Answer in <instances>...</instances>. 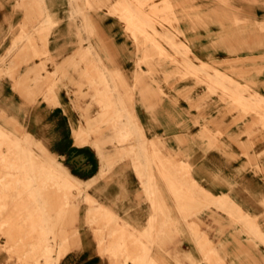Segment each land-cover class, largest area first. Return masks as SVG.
Instances as JSON below:
<instances>
[{
	"label": "crops",
	"instance_id": "crops-1",
	"mask_svg": "<svg viewBox=\"0 0 264 264\" xmlns=\"http://www.w3.org/2000/svg\"><path fill=\"white\" fill-rule=\"evenodd\" d=\"M118 1H104L100 7L88 9L85 0H0V69L3 71L10 60L6 51L25 33L27 24L38 26L42 12L53 21L44 36L43 50L46 49L50 57L45 64L46 71L52 72L53 65L60 66L65 75L54 90L55 102L49 103L37 88L32 96L21 97L12 90L10 76L2 72L1 124L4 125L10 115L16 117L22 125V135L27 133L34 143L44 148V155L58 161L71 176L88 183L84 193L93 199L91 205H101L108 211L98 216V233H95L94 225L85 222L88 205L81 201L76 214L77 236L67 238L65 250L55 264H115V259L107 252L120 237L117 229L120 225L128 231H146L149 220L152 227L157 228L171 218L178 220V229H183V223L175 214L169 191L172 187L177 199L187 194L197 201L199 188H203L212 195L227 193L251 214L262 212L260 198L264 195V185H260V174L248 163L250 154H258V165L264 162V156L260 158V150L264 148L260 130L252 128L257 136L252 137L250 147L247 144L250 139L240 132L242 123L230 124L229 119L218 115L216 108L200 110L190 106L187 98L178 94L188 91L187 97L196 103L201 89L190 90V78L171 88L161 86L166 96L156 102L150 94L151 85L133 83L137 75L136 41L126 30V20L124 22L117 13L130 16V9L134 13L137 10L130 6L129 0H123L122 5L117 4ZM249 2L241 0L240 7L250 18L260 20V0L255 4ZM194 7L193 12L201 11L199 4ZM212 8L215 9L209 6ZM176 11L182 13L177 21L182 33L177 39L189 46L193 55L190 58L202 61L222 58L220 48L205 52L207 47L218 44L215 21H192L184 15L187 11L183 8L177 7ZM132 19L135 24V18ZM86 27L92 29L90 34L84 32ZM32 37L27 43L33 44L34 53L39 52V42L35 35ZM23 44V41L17 42L16 48ZM40 61L41 57H31L18 65L11 76L20 82L22 77H27L28 70L39 68ZM143 68L140 65V69ZM86 69L94 77L91 85L102 77L106 83L103 89L100 86L86 88L87 82L81 77ZM43 74L41 70L40 75ZM78 83L83 84L80 92L86 96H74ZM260 83L264 87V78L258 80V90ZM125 91L128 97L122 101L121 94ZM136 93H144V98H138ZM96 94L101 101L94 100ZM122 105L126 111H121ZM125 112L131 118L130 123ZM86 117L91 119L89 127ZM94 122L95 128L92 127ZM122 125L127 132L122 130ZM78 129L82 131L81 142L75 141L73 133ZM214 130L222 133L213 137ZM154 140H159L160 148L151 147L150 142ZM235 140L246 143V155L238 154L240 148ZM182 166L187 168L189 184H184L181 178ZM152 194L155 195L154 209L149 200ZM113 218L117 219L113 222ZM183 233L177 236L176 248L181 253L190 250L188 236ZM152 253L155 258H161L163 264H169L158 249L152 247ZM0 264L7 263L1 259ZM126 264L131 263L127 260Z\"/></svg>",
	"mask_w": 264,
	"mask_h": 264
},
{
	"label": "rangeland",
	"instance_id": "rangeland-1",
	"mask_svg": "<svg viewBox=\"0 0 264 264\" xmlns=\"http://www.w3.org/2000/svg\"><path fill=\"white\" fill-rule=\"evenodd\" d=\"M104 1L109 0H85L84 5L88 9H96ZM248 1L255 4L258 0ZM123 3V0L117 2L119 5ZM240 3L241 0H129L137 12L130 9V16L117 14L124 22L126 20V30L136 41L137 75L133 83L151 85L150 94L156 102L161 96H166L161 86L171 88L190 78L189 89H201L196 103L187 97L188 91L178 94L187 98L190 106L200 110L216 108L218 115L229 119L230 124L242 123L240 132L250 139L247 144L251 147L252 137L257 136L254 130H260V140L264 138L262 83L258 90V80L264 78V0H260V20L250 18ZM196 4L200 5V12H193ZM209 6L215 9H209ZM177 7L186 10L184 15L192 21H215L218 28L214 34L218 44L207 47L205 52L220 48L218 52L220 55L223 53L222 58L206 61L190 58L193 55L189 46L177 39L182 33L177 28L178 17L182 15L176 11ZM39 17L38 26L27 24L29 27L25 33L6 51L10 60L3 71L0 69V75L3 72L10 76L12 90L21 97L32 96L37 88L47 102L54 103V90L65 75L60 66L53 65L52 72L46 71L45 64L50 57L46 49L43 50L44 36L53 21L46 13L41 12ZM83 30L86 34L92 32L90 27ZM32 35L39 42V52L34 53L31 49L33 44L27 43L34 37ZM21 41L24 44L16 48L17 42ZM34 56L41 57L39 68L28 70L27 77L21 76L17 83L11 74L16 73L18 65ZM82 62L87 63L85 60ZM140 65L144 68L140 69ZM41 70L43 75H40ZM81 74L87 82L86 88L106 85L102 77L91 85L94 77L88 69ZM77 86L74 96H86L80 92L83 84L78 83ZM127 94V91L121 94L124 97L122 101L127 100ZM136 95L144 98V93ZM98 99L96 94L94 100ZM121 111H126L123 105ZM126 116L130 123V116L127 113ZM6 119L4 125L0 122V257L7 264H55L65 250L67 238L77 236L76 214L80 202L88 205L84 218L86 223L94 225L95 233H98V216L108 211L101 205H91L93 199L84 193L88 183L71 176L58 161L46 153L44 155V148L34 143L27 133L22 135L23 128L16 117L10 115ZM90 120L88 117L85 119L88 127L91 126ZM95 125L94 122L92 127ZM121 128L127 132L125 126ZM73 133L75 141L81 142L82 131L78 129ZM221 133L214 130L211 135L214 137ZM235 143L240 148L238 154L246 155V143L240 140H235ZM150 145L154 149L160 148L159 140L150 142ZM257 155L250 154L248 163L260 174V185H264V162L260 161L258 165ZM261 156H264V148L260 150ZM152 162L155 165V161ZM180 170L183 183L189 184L186 166ZM199 189L200 199L197 201L187 194L177 199L175 188L169 190L175 214L183 223L184 230L178 229V220L171 218L157 228H153L149 220L146 231H128L120 225L117 228L120 237H116L115 247L108 249L107 254L115 259V264H126L127 260L131 264H163L161 258L154 257L153 247L161 252L159 255L165 256L164 260L169 264H183L184 261L186 264H264V195L260 198L262 212L255 215L240 207L227 193L212 195L203 188ZM152 195L149 200L154 209L155 195ZM103 228L100 227L101 231ZM182 232L188 236L190 245V250L183 253L176 248L177 236Z\"/></svg>",
	"mask_w": 264,
	"mask_h": 264
}]
</instances>
